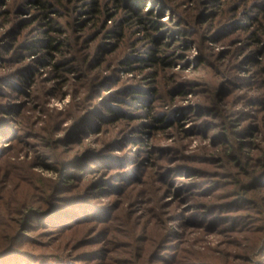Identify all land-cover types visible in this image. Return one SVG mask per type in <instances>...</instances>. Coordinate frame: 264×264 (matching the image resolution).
Instances as JSON below:
<instances>
[{"label": "rangeland", "instance_id": "obj_1", "mask_svg": "<svg viewBox=\"0 0 264 264\" xmlns=\"http://www.w3.org/2000/svg\"><path fill=\"white\" fill-rule=\"evenodd\" d=\"M25 183L24 264H264V0H0V204Z\"/></svg>", "mask_w": 264, "mask_h": 264}, {"label": "trees", "instance_id": "obj_2", "mask_svg": "<svg viewBox=\"0 0 264 264\" xmlns=\"http://www.w3.org/2000/svg\"><path fill=\"white\" fill-rule=\"evenodd\" d=\"M41 1V0H39ZM53 40L47 41V45L53 49V48H59L60 45H65L66 42L73 46V43H70L68 41H60L61 44L54 45ZM156 57V54H154L153 58ZM227 132H224L226 134ZM55 143L53 139L49 140L50 146H52ZM26 171V169H25ZM14 172H8L7 177L13 174ZM248 176L252 177L250 173H248ZM26 184V183H25ZM37 184V182H36ZM25 188L28 190V198L26 200H21L18 201L17 198L11 199V198H6L4 203L0 204V216L4 217L5 219L0 222V264H11L12 262H16L20 260L21 255L26 256L23 251L18 249L17 245L19 243V237L17 236L18 232V225L14 224L12 222L11 216L16 214L17 210H23V212L26 213V210L29 209L28 211V216H31V214L35 215L37 218H44L48 216L46 213L39 212L38 209H32L31 205L34 204L36 201L32 188L33 185H25ZM9 190V189H8ZM12 190V189H11ZM5 207V209L3 208ZM7 221L4 223V221ZM17 257L16 260H13ZM22 259V258H21ZM13 260V261H12ZM10 261H12L10 263ZM15 264V263H14ZM16 264H24L20 261ZM215 264H223V263H215Z\"/></svg>", "mask_w": 264, "mask_h": 264}]
</instances>
